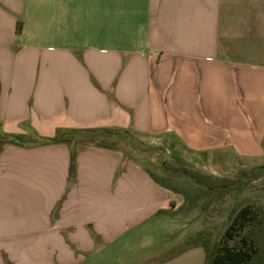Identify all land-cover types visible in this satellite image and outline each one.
<instances>
[{"label": "crops", "instance_id": "1", "mask_svg": "<svg viewBox=\"0 0 264 264\" xmlns=\"http://www.w3.org/2000/svg\"><path fill=\"white\" fill-rule=\"evenodd\" d=\"M113 131L264 155V0H0V264H163L124 251L186 202Z\"/></svg>", "mask_w": 264, "mask_h": 264}, {"label": "rangeland", "instance_id": "2", "mask_svg": "<svg viewBox=\"0 0 264 264\" xmlns=\"http://www.w3.org/2000/svg\"><path fill=\"white\" fill-rule=\"evenodd\" d=\"M94 136L98 141L126 149L131 158L159 179L182 190L184 195H179L188 201L173 216L160 217L134 230L132 234L136 235L129 241L132 248H126L124 257L149 254L158 248L163 264L177 260L186 251H190L191 264H207L208 253L217 246H240L245 240L258 250L252 263L264 264V155L247 160L231 151L230 159L219 161L216 156L195 155L171 149L167 144L157 145L158 141H142L131 133L99 132ZM192 172L203 183L198 182L197 176L195 180L190 178ZM246 206L253 219L235 239H228L226 230ZM162 220L170 224H163ZM142 235L147 238L137 247ZM112 259L107 257L103 262Z\"/></svg>", "mask_w": 264, "mask_h": 264}, {"label": "trees", "instance_id": "3", "mask_svg": "<svg viewBox=\"0 0 264 264\" xmlns=\"http://www.w3.org/2000/svg\"><path fill=\"white\" fill-rule=\"evenodd\" d=\"M18 30L19 32L21 31V24H19ZM9 140L10 136L4 133H0V149ZM184 173L187 174V172ZM151 175L162 186L167 187L175 191L176 193L184 195V192L182 190L171 186L163 178L159 179L153 173H151ZM196 176L199 178L198 182L203 183L200 179V176L196 172H192L191 174H189V177L193 178L194 180L196 179ZM252 219L253 218L251 217L250 207H244L239 216L235 218V220L226 230V237L230 240L235 239V237L238 236L239 232L242 231ZM204 248L207 251V248ZM257 251V248L252 242H246L245 240H243V245L240 246H217L212 252L208 253L207 264H253L252 260Z\"/></svg>", "mask_w": 264, "mask_h": 264}]
</instances>
